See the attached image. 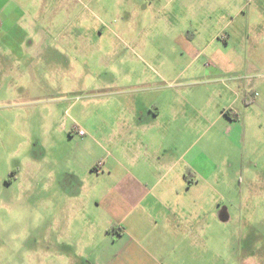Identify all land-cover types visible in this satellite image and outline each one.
<instances>
[{"label":"rangeland","instance_id":"1","mask_svg":"<svg viewBox=\"0 0 264 264\" xmlns=\"http://www.w3.org/2000/svg\"><path fill=\"white\" fill-rule=\"evenodd\" d=\"M35 1L48 7L41 20L52 16L64 35L38 59L0 42V264H82V249L101 255L86 227L99 212L73 207L94 191L72 182L103 190L105 163L140 151L137 140L142 151L163 148L197 181L186 194L190 244L176 264H264V40L250 52L243 15L227 45L220 26L255 3ZM137 124L135 141L127 129ZM116 168L119 180L126 173Z\"/></svg>","mask_w":264,"mask_h":264},{"label":"crops","instance_id":"2","mask_svg":"<svg viewBox=\"0 0 264 264\" xmlns=\"http://www.w3.org/2000/svg\"><path fill=\"white\" fill-rule=\"evenodd\" d=\"M252 1L255 3L252 8L247 4L241 6L235 14L220 20V26L223 27L221 39L227 45L233 38L229 28L235 27V19L243 15L242 27L249 31H246L247 37L243 41L254 53L262 43L260 39L264 40L262 35L250 41L252 33H264V0ZM47 8L45 3L37 4L35 0H0V42L16 56L19 55L17 50L29 52L32 59L46 54L50 50L48 45L64 35L58 31L56 34L55 29L59 24L52 16L49 20H41ZM55 56L58 57V51ZM34 66L35 63H31V69ZM231 116L234 117V114ZM238 119L237 116L236 120L231 121ZM140 129L139 124L129 127V139L133 137L136 141L137 136L130 131ZM186 135L181 133L179 138L185 140ZM86 136L87 133L80 136L82 142L86 141ZM170 136L169 132L163 135L161 145ZM137 143L140 151L126 150L123 157L117 159V165L105 163L110 177L103 190L97 187L89 189L88 184L82 186L81 182H72L74 188H83L87 194L94 191L90 200L75 199L76 206L73 207L78 213L81 214L82 209L87 213L89 204L99 212L86 223V227L92 233V240L102 246L101 255H96L94 249H82L80 256L87 259L86 262L81 261L82 264H176L178 251L190 244L192 210L188 205L191 206L192 201L186 194L197 182L192 168L179 169L177 162H170L173 161L172 155L169 157L167 152L162 153L163 148L142 151L145 142L137 140ZM179 160H182V156ZM117 166L126 175L114 180ZM88 167L95 166L91 164ZM112 228L113 231L109 232ZM96 243L93 248H96Z\"/></svg>","mask_w":264,"mask_h":264},{"label":"trees","instance_id":"3","mask_svg":"<svg viewBox=\"0 0 264 264\" xmlns=\"http://www.w3.org/2000/svg\"><path fill=\"white\" fill-rule=\"evenodd\" d=\"M255 97H254V94L251 92L249 94L246 95V101H244L245 105H250L251 103H253L255 100ZM229 118L233 119V120H236L237 119V114H234V117L230 115L229 112H226L225 113ZM109 232H112L113 231V228L112 229H109L108 230Z\"/></svg>","mask_w":264,"mask_h":264},{"label":"built area","instance_id":"4","mask_svg":"<svg viewBox=\"0 0 264 264\" xmlns=\"http://www.w3.org/2000/svg\"><path fill=\"white\" fill-rule=\"evenodd\" d=\"M78 134H79L80 136H85V135H86V132H85L83 129H79V130H78Z\"/></svg>","mask_w":264,"mask_h":264}]
</instances>
